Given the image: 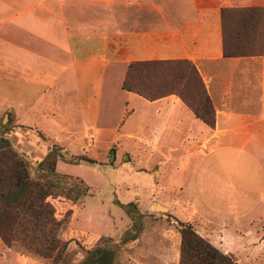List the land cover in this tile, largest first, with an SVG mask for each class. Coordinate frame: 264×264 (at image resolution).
<instances>
[{
  "label": "crops",
  "instance_id": "0c3cea01",
  "mask_svg": "<svg viewBox=\"0 0 264 264\" xmlns=\"http://www.w3.org/2000/svg\"><path fill=\"white\" fill-rule=\"evenodd\" d=\"M251 7L263 9L249 21L254 35L242 37L255 43L264 29V0H0L3 101L10 109L21 104L23 120L51 126L55 137H150L155 150L173 157V173L188 174L177 185L188 221L192 212L203 214L219 233L245 234L247 242L260 233L253 222L264 217V53L226 56L224 37L243 28L233 22L241 25L237 9ZM171 59L197 66L215 107L214 127L176 94L148 100L122 88L131 62ZM114 74L117 94L109 90ZM67 98L74 108L69 118L60 110ZM119 99L120 119L103 124V100L111 116ZM167 187H175L170 179Z\"/></svg>",
  "mask_w": 264,
  "mask_h": 264
},
{
  "label": "rangeland",
  "instance_id": "374dc122",
  "mask_svg": "<svg viewBox=\"0 0 264 264\" xmlns=\"http://www.w3.org/2000/svg\"><path fill=\"white\" fill-rule=\"evenodd\" d=\"M237 20L233 22L237 23L239 28L241 25ZM247 28L249 33L255 32L254 26ZM236 31L231 29V32ZM260 35L258 40L249 46L250 53H264V29ZM5 83L6 75L3 74L0 76V96L3 97L0 98V134L9 137L15 150L27 161L31 177L45 181L48 178L58 180L57 175H65L68 185L77 183L82 189L83 186L89 187L88 193L76 203L65 196L51 199L59 217H64L71 211L61 234L62 239L68 241V247L60 264H83L87 251L98 245L114 250V264H179V220L190 222L202 236L224 252L231 253L239 264H264V217L253 222V228L260 233L258 236L249 235V250L244 248L247 244L243 238L245 234L231 236L219 233L223 231L217 229L214 220L205 218L203 214L192 212L194 217L190 219L192 221H188L191 211L183 199L181 187L177 186L189 181L188 174L182 177L180 171L173 173V157L155 150L150 137H99L95 132H90L83 138L71 137L74 133L67 137H55L51 126L23 120L21 104L10 109L9 105L4 103L5 92L2 86L4 87ZM118 84L119 76L112 75L109 79V90L116 93ZM17 86L21 89V82ZM18 92L21 94L20 90ZM49 94H53V91ZM105 95L108 96L107 93ZM71 101V98H67L60 108L67 118L71 110H74L70 107ZM121 101L119 99L116 103L117 113L108 116L105 112L106 100H103V124L107 125L109 121L113 124V120L120 119V112L123 110ZM34 108L45 110L43 107ZM136 118L137 115L132 116L130 126L136 124ZM54 144L62 147V152L68 160L74 155H86L95 162L72 163L60 159L55 175L52 176L39 167V162ZM113 152L114 158L111 160ZM176 157L178 162L182 156ZM168 179L175 187H167ZM187 188L191 191L190 187ZM155 203L167 206L168 210L155 209ZM195 216L198 219H195ZM239 225L242 231L248 229L246 221L239 222ZM133 233H136V238L123 240L126 235ZM238 239H243L245 243L241 244ZM220 242H223V246L229 251L220 247ZM0 264L51 263L31 253L8 247L0 238Z\"/></svg>",
  "mask_w": 264,
  "mask_h": 264
},
{
  "label": "trees",
  "instance_id": "16d2710c",
  "mask_svg": "<svg viewBox=\"0 0 264 264\" xmlns=\"http://www.w3.org/2000/svg\"><path fill=\"white\" fill-rule=\"evenodd\" d=\"M262 9H237L243 28L225 34L226 56L250 53L249 46L254 44L253 39L242 36L249 33V21H254L256 12ZM122 88L148 100L177 94L197 118L210 127L215 126L216 111L212 99L197 66L189 59L131 62ZM60 159L72 163L95 162L86 155H74L68 160L62 147L54 144L39 162V167L54 176ZM57 177L58 180L33 179L27 161L15 150L10 138L0 134V238L8 247L31 253L51 264H60L67 250L68 241H64L61 234L71 213L69 211L66 216L59 217L51 199L65 196L76 203L89 191L88 186L82 189L77 183L68 185L65 175ZM178 229L181 234L179 264H239L231 253L224 252L202 236L190 222L179 220ZM136 237V233H133L123 240ZM114 261V250L98 245L87 251L83 264H114Z\"/></svg>",
  "mask_w": 264,
  "mask_h": 264
},
{
  "label": "water",
  "instance_id": "95a60500",
  "mask_svg": "<svg viewBox=\"0 0 264 264\" xmlns=\"http://www.w3.org/2000/svg\"><path fill=\"white\" fill-rule=\"evenodd\" d=\"M113 156H112V158H111V160H113V158H114V152H113V154H112ZM155 204H157V207H155L154 206V208L155 209H160V210H168V207L167 206H165V205H162V204H158V203H155ZM154 204V205H155Z\"/></svg>",
  "mask_w": 264,
  "mask_h": 264
},
{
  "label": "bare ground",
  "instance_id": "6f19581e",
  "mask_svg": "<svg viewBox=\"0 0 264 264\" xmlns=\"http://www.w3.org/2000/svg\"><path fill=\"white\" fill-rule=\"evenodd\" d=\"M154 206L157 207V204H155Z\"/></svg>",
  "mask_w": 264,
  "mask_h": 264
}]
</instances>
